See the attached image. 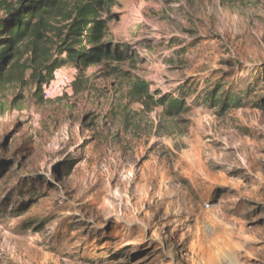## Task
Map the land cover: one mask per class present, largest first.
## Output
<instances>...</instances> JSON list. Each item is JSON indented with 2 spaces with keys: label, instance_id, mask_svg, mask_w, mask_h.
<instances>
[{
  "label": "rangeland",
  "instance_id": "374dc122",
  "mask_svg": "<svg viewBox=\"0 0 264 264\" xmlns=\"http://www.w3.org/2000/svg\"><path fill=\"white\" fill-rule=\"evenodd\" d=\"M114 2L128 59L0 94V264H264V0ZM137 80L253 93L170 118Z\"/></svg>",
  "mask_w": 264,
  "mask_h": 264
},
{
  "label": "trees",
  "instance_id": "16d2710c",
  "mask_svg": "<svg viewBox=\"0 0 264 264\" xmlns=\"http://www.w3.org/2000/svg\"><path fill=\"white\" fill-rule=\"evenodd\" d=\"M114 5V0L5 2L0 16V94L8 86L27 85L30 81L35 86L34 98L43 104L45 88L53 82L57 70L73 66L79 71V81L88 67L128 59L129 48L106 41ZM78 83L74 84L76 91ZM231 85L217 84L201 91L198 82L189 81L178 89L177 96L158 98L148 82L137 80L129 93L147 111L162 107L170 118L194 108H219L225 112L249 107L247 95L253 93L252 84L247 90L240 85L228 89ZM256 106L264 111V102Z\"/></svg>",
  "mask_w": 264,
  "mask_h": 264
},
{
  "label": "built area",
  "instance_id": "2783aa9c",
  "mask_svg": "<svg viewBox=\"0 0 264 264\" xmlns=\"http://www.w3.org/2000/svg\"><path fill=\"white\" fill-rule=\"evenodd\" d=\"M48 94V92H46Z\"/></svg>",
  "mask_w": 264,
  "mask_h": 264
}]
</instances>
